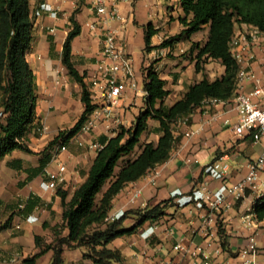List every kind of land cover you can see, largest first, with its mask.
Listing matches in <instances>:
<instances>
[{
  "label": "crops",
  "instance_id": "0c3cea01",
  "mask_svg": "<svg viewBox=\"0 0 264 264\" xmlns=\"http://www.w3.org/2000/svg\"><path fill=\"white\" fill-rule=\"evenodd\" d=\"M92 2L30 0L35 23L26 59L37 85V119L27 140L32 152L15 149L0 159V222L10 218L9 226L0 230V264H24L22 260L26 256L39 250L35 236L45 244L53 241L56 230L61 235L67 234V228L62 226L61 198L56 189L43 185L49 178L48 171L56 170L55 152L59 151L58 159L67 166L66 180L61 188L70 197L85 178L102 137L113 136L120 125L132 126L144 108L143 82L147 66L151 65L166 81L169 93L164 98L165 104L180 98L193 82L203 77L213 80L223 73L224 67L216 59H208L203 69L195 71V59L190 55L196 52L192 43L199 40L197 31L178 38L171 45L159 46L183 28L178 20L182 14L179 0H121L119 8L126 18L122 34L131 55L139 94L127 91L123 94L129 97L127 105L121 97L113 105L111 115L98 121L91 130L79 128L65 142L58 138L46 148L59 131L71 128L83 111L81 86L69 76L62 62V48L71 28L70 16L77 9L75 19L80 24V33L71 41V61L78 72L84 74L89 89V77L96 67L100 48V37L86 25L92 16ZM45 4L56 13L45 10ZM147 24L156 29L149 49L143 44ZM250 30V24L236 23V33L248 35ZM253 53L249 69L264 87V33L258 36ZM213 62L217 63L215 69ZM252 87L250 80L242 84L244 90ZM98 102L91 100L94 105ZM225 119H229L228 125ZM235 120L232 103L223 101H204L190 114L178 117L172 123V133L180 140L169 157L137 180L126 183L113 197L107 221L119 218L127 210L144 209L169 199L162 215L143 222L132 234L115 237L107 244L121 252L125 264H204L201 255L193 254L196 247L205 252L208 264H264V218L257 220L253 212L254 203L264 187L247 188L239 198L225 194L217 207L193 197L195 191L198 195L243 177L248 162L258 156L261 145L250 136L235 135L231 125ZM150 125L157 127L158 122L152 118L147 120V129L139 142L120 158L115 170L126 159L133 158L142 143L156 142L157 132H150L151 137H147ZM61 145L66 149L60 151ZM221 155H227L230 164V173L223 180L205 171V167ZM46 159L41 171L34 170ZM260 178L264 181V171ZM136 220L137 216L129 215L123 220V226L130 227ZM219 222L222 237L218 232ZM251 238L256 251L243 254ZM222 240L226 248L221 245ZM83 251L82 247L63 246L61 264H94L83 256ZM52 256L53 250L49 249L36 262L50 264Z\"/></svg>",
  "mask_w": 264,
  "mask_h": 264
},
{
  "label": "trees",
  "instance_id": "16d2710c",
  "mask_svg": "<svg viewBox=\"0 0 264 264\" xmlns=\"http://www.w3.org/2000/svg\"><path fill=\"white\" fill-rule=\"evenodd\" d=\"M182 14L178 20L182 30L163 40L159 46L171 45L182 36H190L208 25L206 40L197 47L195 71H200V59H216L223 65L221 76L209 80L206 77L190 84L183 95L171 104H165L169 93L166 81L153 70L151 65L145 68L143 82L144 108L135 117L130 127L120 125L118 131L110 137H102L101 146L92 159L87 174L72 191L70 197L58 186L56 193L61 198L62 226L67 234L56 230V237L50 243L41 244L35 236L39 250L26 256L24 264H37L36 260L47 250H53L50 264L62 263L63 246L84 248L83 256L94 264H125L118 249L107 247L115 237L130 235L140 224L153 220L164 213L168 200H163L144 209H130L119 218L107 221L108 211L113 197L128 182L135 181L149 169L164 162L179 142V136L172 133V123L182 116L190 114L198 105L209 98L224 100L235 91L238 64L229 50V41L236 22L251 24L264 33V0H179ZM74 10L70 16L71 28L68 30L62 48V62L69 76L81 86L83 111L69 129L61 130L49 141L46 148L62 138V142L75 134L95 105L91 103L84 74L78 72L71 61V41L80 33V24L75 19ZM35 15L30 0H0V159L15 149L32 152L28 146V134L36 124L37 85L32 68L26 59L33 39ZM156 32L147 24L144 33L145 49L150 48V38ZM52 47V45H51ZM158 122L156 142H144L140 151L126 159L115 171L117 161L130 153L139 142L141 134L147 129V120ZM41 161L34 168L41 171L46 163ZM257 220L264 218V192L253 206ZM137 216L130 227L123 226V220ZM10 218L0 222V230L9 226ZM219 235L223 236L221 223ZM226 248V242L221 241Z\"/></svg>",
  "mask_w": 264,
  "mask_h": 264
},
{
  "label": "built area",
  "instance_id": "2783aa9c",
  "mask_svg": "<svg viewBox=\"0 0 264 264\" xmlns=\"http://www.w3.org/2000/svg\"><path fill=\"white\" fill-rule=\"evenodd\" d=\"M120 2L121 0H93L92 16L86 22L87 27L100 37L97 63L93 74L89 77L90 87L88 89L90 99L99 100V102L82 123L80 129L83 131H89L98 121L107 119L112 113L113 105H116L127 91H132L134 95L139 94L138 83L133 74L131 55L126 49V39L122 34L126 18L120 11ZM43 8L53 14L56 13L47 4L43 5ZM261 33L263 32L256 26L251 25L248 35L239 32L231 37L229 50L239 66L234 94L224 100L216 98L204 100L210 103L231 102L236 112V120L231 124L234 134L239 137L250 136L254 142L261 145L258 156L248 162V170L243 177L230 185L220 184L215 190L207 189L198 195L196 194L198 191H195L193 197L201 198L211 207L219 206L225 194L239 198L247 188L264 187V181L260 178L264 171V87L258 83V79L249 69L254 56L253 47ZM248 80L253 83V87L244 90L242 84ZM224 123L228 125L229 119H225ZM65 149V145L59 147L60 151ZM58 155L59 151H56L54 157L56 170L48 171L49 178L43 183L44 187L49 189H56L66 180L67 166L58 159ZM205 171L214 178L223 180L230 173L227 155H221L209 163ZM255 251L256 247L251 238L243 254L249 252L253 254ZM193 254L201 255L204 258V264H208L206 254L201 247H196Z\"/></svg>",
  "mask_w": 264,
  "mask_h": 264
},
{
  "label": "rangeland",
  "instance_id": "374dc122",
  "mask_svg": "<svg viewBox=\"0 0 264 264\" xmlns=\"http://www.w3.org/2000/svg\"><path fill=\"white\" fill-rule=\"evenodd\" d=\"M176 7V6H175ZM77 10V9H76ZM33 11V10H32ZM35 12L33 11V14H34ZM35 23V22H34ZM236 23H240V22H236ZM236 23H235V26H236ZM235 26H234V32H233V35L236 33L235 32ZM198 33H197V35H198V37H199V40H197V41H194L193 42V45H195V44H202V43H204V41L206 40V36H207V32H208V25H206V26H204L201 30H199V31H197ZM232 35V36H233ZM143 44L145 45V42H144V40H143ZM195 50L197 51V47L195 48ZM195 55H196V52H194V55H193V53H191V57L192 58H195ZM208 59H210V58H208ZM208 59H204V58H201L200 59V64H201V66H202V68L201 69H203L204 68V66H205V63H207L209 60ZM212 60H214V59H212ZM220 62V61H219ZM217 67V63L216 62H213V68L215 69ZM122 98L124 99V101H123V104L124 105H127L128 103H129V97H128V95L126 94V96H122ZM147 132H148V135H147V137H148V139L151 137V134H150V132H156V127H153V125H150V127L148 128V130H147ZM153 137V136H152ZM119 164H120V159L117 161V165L115 166V169L117 168V166H119ZM116 171V170H115Z\"/></svg>",
  "mask_w": 264,
  "mask_h": 264
}]
</instances>
